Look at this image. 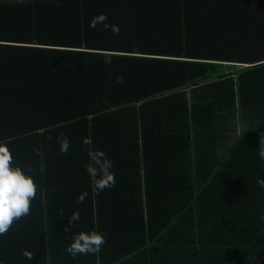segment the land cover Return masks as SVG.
Segmentation results:
<instances>
[{
	"label": "trees",
	"instance_id": "obj_1",
	"mask_svg": "<svg viewBox=\"0 0 264 264\" xmlns=\"http://www.w3.org/2000/svg\"><path fill=\"white\" fill-rule=\"evenodd\" d=\"M101 13L119 35L89 27ZM219 128L230 141L215 160L199 140ZM261 139L264 0H0V142L37 185L31 214L0 236V264H264ZM86 149L112 162L106 213ZM51 173L66 208L46 194ZM81 231L107 233L99 253L66 252Z\"/></svg>",
	"mask_w": 264,
	"mask_h": 264
},
{
	"label": "clouds",
	"instance_id": "obj_2",
	"mask_svg": "<svg viewBox=\"0 0 264 264\" xmlns=\"http://www.w3.org/2000/svg\"><path fill=\"white\" fill-rule=\"evenodd\" d=\"M18 2L22 3L23 0H18ZM107 20V15L101 13L90 20L89 27L96 28L97 24H102L104 28L110 29L114 35H119V26L110 25ZM104 63H111L110 55H106ZM117 81L122 82L123 77H117ZM61 136L60 152L66 154L70 142L63 134ZM82 143L90 145L91 140L85 139ZM260 144L264 145V139L260 140ZM86 151L91 163L85 168L94 182V188L98 195L104 189L115 185V174L110 171L112 162L106 158V154L102 150L86 149ZM258 155L264 161V147H261ZM13 160L9 148L5 143L0 142V236L7 234L18 220L31 214V203L37 195V185L34 179L30 175H26L20 167H13ZM27 171L32 172V167L27 166ZM258 185L264 187V179L258 180ZM87 195V192H82L77 198L78 202L83 203ZM79 219V213L72 212L68 225H73ZM64 230H67V226ZM106 235L107 233L101 234L97 231L88 233L81 231L74 236L70 245L67 246L66 252L73 258L79 255L97 254L106 243ZM22 254L29 260L33 259L31 251L22 250Z\"/></svg>",
	"mask_w": 264,
	"mask_h": 264
},
{
	"label": "crops",
	"instance_id": "obj_3",
	"mask_svg": "<svg viewBox=\"0 0 264 264\" xmlns=\"http://www.w3.org/2000/svg\"><path fill=\"white\" fill-rule=\"evenodd\" d=\"M231 75H233V77H237L236 74H233L232 73ZM236 85H237V83H236ZM199 92L200 93H197V94H200L198 97H200L201 95H204V94H208L209 93V91L207 89L202 90V91H199ZM187 97H188V110L190 109V106H191V108L193 110L199 112L193 106V102L195 101V99L197 97H195L194 95L192 97H190L188 95ZM189 118H190V121H193L192 120L193 119V116L191 114L189 115ZM233 118L236 121H241V114L238 112ZM223 129L224 128H219V130L217 131V133L216 132H213V131H210L209 133H204L203 136L201 137V140H199V142L200 141H203V143L207 144V147L208 146L211 147V149H209L208 152H209V155L214 156V157H212V156H210V157L215 158V160H218V156L221 155L222 149L230 141V139L224 138V135H227V137H228L229 130L227 128L224 129V130ZM241 129H243V125L242 126L239 125L238 128H237V131L239 132V130H241ZM161 133H162L161 132V129H159L157 138L158 137H161ZM146 134H149V133H146ZM192 136H193V134L190 135V137H192ZM164 137H165L164 138L165 140H169L170 141L171 134L164 135ZM152 138H155V135L154 134H153V137ZM128 140H129L128 135L121 134L117 130H115L114 132H112L110 134V139H109L108 144H110V145L119 144L120 146L122 145L124 148L121 149V154L120 155H117V156H123L125 154L124 152L127 151L126 150V143L129 144V141ZM155 140H156V138H155ZM100 142H102V141H100ZM165 142H167V141H165ZM172 142L173 141H171V143ZM194 143H195V138H194ZM145 145L147 146V143H145ZM141 151H144V150L142 149ZM160 151L163 152L162 149ZM191 152H195L196 153L195 146H194V148H193V146L191 148L189 147L188 150H186V152H185L186 161H188V160L191 161L192 160ZM186 154H188V156H186ZM126 156L127 155H125V157ZM160 156L163 157L162 155H160ZM174 156H175V158H174ZM174 156H173V158L171 160L172 161L171 164L173 162H178V161H181L182 160V158L180 157V153H178L177 155L174 154ZM157 158L158 159L156 161H159L160 162V159L161 158L159 156H157ZM51 164L53 166H56L54 164V162H51ZM172 165H174V164H172ZM146 176H149V174L146 175ZM55 178H57V177H56V175L54 173H51V175H49V176L46 177V184L48 182H49V184H51V185L47 184L50 187L48 188V186H47V192H46V194L49 195V198H51V200H54L53 203L58 208H66V204H65L66 203V199L63 198L64 195H63L62 190H60L59 187L57 188V185H56L57 183L55 182ZM95 193H96V191H95ZM111 193L112 192H109V194H103V192L101 191L98 195L94 196L95 199H99V201L101 202V204L95 203L94 210H98L99 209V210L104 211V213H106L108 210H112L113 209L112 207H114V206H113V196H112Z\"/></svg>",
	"mask_w": 264,
	"mask_h": 264
}]
</instances>
